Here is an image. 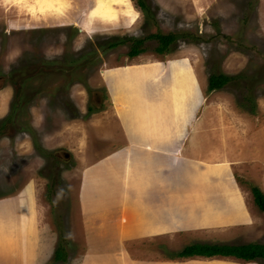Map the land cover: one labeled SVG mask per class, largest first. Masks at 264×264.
Instances as JSON below:
<instances>
[{
    "label": "rangeland",
    "instance_id": "1",
    "mask_svg": "<svg viewBox=\"0 0 264 264\" xmlns=\"http://www.w3.org/2000/svg\"><path fill=\"white\" fill-rule=\"evenodd\" d=\"M130 1L133 22L89 25L94 0H69L62 16L0 0V256L29 259L34 223L79 256L82 178L122 147L124 127L133 140L167 143L170 155L183 126L180 154L203 123L220 139L199 155L196 135V155L184 156L197 163L185 169L230 170L244 198L252 187L264 193V0H144L145 10ZM168 34L176 40L157 52L155 35ZM135 40L145 51L130 57ZM212 73L237 79L209 91ZM256 221L261 231L247 240L264 243V219Z\"/></svg>",
    "mask_w": 264,
    "mask_h": 264
},
{
    "label": "crops",
    "instance_id": "2",
    "mask_svg": "<svg viewBox=\"0 0 264 264\" xmlns=\"http://www.w3.org/2000/svg\"><path fill=\"white\" fill-rule=\"evenodd\" d=\"M189 125L182 127L184 131L170 155L167 143L133 140L124 127L122 147L97 160L82 178L79 256L66 250L63 258L53 264H259L258 260L235 256L180 255L186 247L198 244H256L247 240L249 230L253 228L252 236H258L261 229L256 219L261 227L260 219H264L253 195L249 200L244 198L245 192L230 170L185 169L187 160L190 166L197 163L184 156L196 155L197 151L191 149L196 135L204 142L199 155L210 148L207 143L212 138L220 139L211 137L210 127L200 123L186 154H180L179 143ZM150 143L156 146L150 148ZM238 192L243 207L236 213L231 207ZM248 205H254L257 216ZM207 210L211 213L209 220L201 222L200 216ZM35 224L33 234L27 235L32 242L30 258L12 251L11 255L0 256V264H46L54 257L57 236L47 234L50 225L35 228ZM201 237L214 242L202 243ZM187 238L198 242L181 245Z\"/></svg>",
    "mask_w": 264,
    "mask_h": 264
},
{
    "label": "trees",
    "instance_id": "3",
    "mask_svg": "<svg viewBox=\"0 0 264 264\" xmlns=\"http://www.w3.org/2000/svg\"><path fill=\"white\" fill-rule=\"evenodd\" d=\"M138 5L142 9H147V6L144 0H137ZM158 39L159 46L156 48L157 52H165L169 50V46L176 40L175 34L168 35H155ZM143 40H135L132 43L131 49L129 50L128 55L130 57H135L145 51L142 47ZM118 42L110 43V47H115ZM237 76L226 75L224 73H212L209 77L208 89L209 91L220 90L225 87L228 83L235 81ZM250 100V99H248ZM253 109V108H252ZM252 195L254 197V202L258 208L264 212V193L257 187L251 188ZM66 250L64 246H58L55 252V258H63ZM181 256H193V255H203V256H235L239 259L251 261L258 258L264 259V244H247L239 246L231 245H192L186 247L182 252Z\"/></svg>",
    "mask_w": 264,
    "mask_h": 264
},
{
    "label": "bare ground",
    "instance_id": "4",
    "mask_svg": "<svg viewBox=\"0 0 264 264\" xmlns=\"http://www.w3.org/2000/svg\"><path fill=\"white\" fill-rule=\"evenodd\" d=\"M26 8L31 15L62 16L68 7L69 0H7ZM21 8V7H19ZM22 8V9H24ZM136 10L130 0H94V5L88 13V23L94 20L101 23H116L120 17L129 18L133 22ZM40 16V17H42ZM96 23V22H95Z\"/></svg>",
    "mask_w": 264,
    "mask_h": 264
},
{
    "label": "snow or ice",
    "instance_id": "5",
    "mask_svg": "<svg viewBox=\"0 0 264 264\" xmlns=\"http://www.w3.org/2000/svg\"><path fill=\"white\" fill-rule=\"evenodd\" d=\"M113 2H116V0H113Z\"/></svg>",
    "mask_w": 264,
    "mask_h": 264
}]
</instances>
